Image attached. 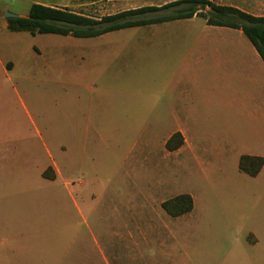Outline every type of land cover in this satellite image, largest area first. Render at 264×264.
Masks as SVG:
<instances>
[{"label":"rangeland","instance_id":"1","mask_svg":"<svg viewBox=\"0 0 264 264\" xmlns=\"http://www.w3.org/2000/svg\"><path fill=\"white\" fill-rule=\"evenodd\" d=\"M150 1L165 0H0V264H264V168L239 170L264 154L257 121L198 120L214 152L166 145L186 121L165 118V88L205 18L93 38L3 27L36 2L101 18Z\"/></svg>","mask_w":264,"mask_h":264},{"label":"crops","instance_id":"2","mask_svg":"<svg viewBox=\"0 0 264 264\" xmlns=\"http://www.w3.org/2000/svg\"><path fill=\"white\" fill-rule=\"evenodd\" d=\"M171 1L175 0H165L163 4H154L150 1L139 7L161 6ZM210 1L246 11L245 9L248 8L260 7L264 0ZM195 17L202 16L196 15L187 19ZM182 20L186 19L161 23L172 24ZM205 21L206 30L219 27L227 31H202L193 38L194 42L191 47L186 50L178 48L177 52H184L183 62L179 66V73L165 88V91L171 94V97L164 102L165 108L168 109L165 118L186 121V125L180 124L170 134V137L177 133L181 134L184 142L178 150L186 153H209L219 149L220 144L214 143L209 137L202 136L204 134H200V129L197 127L198 120L216 119L218 115L226 117L234 115L235 118L246 117L249 120H255L257 121L256 135H264V129L261 128V125L264 127V60L242 29L209 25L206 18ZM7 25L8 22L4 23L3 27L8 29ZM173 35L187 36L185 34ZM190 63L195 64L193 68L189 66ZM8 66L10 67L11 64ZM189 74L193 75L192 83L188 80ZM194 130L196 134L193 133ZM245 155L264 158L263 153L242 154L239 163L241 157ZM195 159L201 161L200 155L195 154ZM263 168L264 165L253 177L258 176ZM243 173L252 176L246 172ZM42 176L49 181L60 178V176L48 178L43 174ZM253 235L256 240L251 242H259L260 239L255 234Z\"/></svg>","mask_w":264,"mask_h":264},{"label":"trees","instance_id":"3","mask_svg":"<svg viewBox=\"0 0 264 264\" xmlns=\"http://www.w3.org/2000/svg\"><path fill=\"white\" fill-rule=\"evenodd\" d=\"M160 12L165 13L160 14ZM152 13L156 15L147 17ZM196 15L206 18L209 25L242 29L264 60V16H256L239 8L216 4L210 0H175L161 6H142L101 18L36 2L31 5L27 16L7 19V28L12 32L28 31L33 35L41 33L91 38L128 27L187 19ZM175 137L179 140L176 141ZM183 142V136L177 133L166 145L168 149L176 150ZM263 165L264 158L245 155L240 159L239 168L255 176ZM181 199H188L187 211L191 210L193 205L190 197L181 196L179 200Z\"/></svg>","mask_w":264,"mask_h":264},{"label":"water","instance_id":"4","mask_svg":"<svg viewBox=\"0 0 264 264\" xmlns=\"http://www.w3.org/2000/svg\"><path fill=\"white\" fill-rule=\"evenodd\" d=\"M22 17H25V16L18 14V13L10 12V11L6 13V19H16V18H22Z\"/></svg>","mask_w":264,"mask_h":264}]
</instances>
